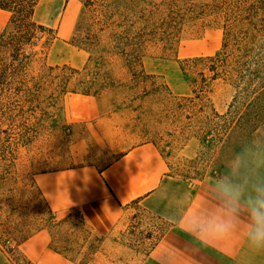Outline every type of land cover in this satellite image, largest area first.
<instances>
[{"label": "rangeland", "instance_id": "rangeland-1", "mask_svg": "<svg viewBox=\"0 0 264 264\" xmlns=\"http://www.w3.org/2000/svg\"><path fill=\"white\" fill-rule=\"evenodd\" d=\"M70 1L68 9L76 16L74 33L68 40L73 48L63 43L51 47L58 37V31L45 25L49 31H38L31 46L26 49L33 55L30 69L35 72L44 64L50 66L52 63L69 61L77 52L83 51L88 56V62L82 69V76L75 77L74 81L80 83L81 87L83 84L87 86L92 93L90 95L100 101L103 113H109L106 115V126L111 130L104 129L109 146L105 148L96 141L94 143L80 124L72 128V137L66 140L65 136L70 135L69 130L63 128L58 117L54 123L47 121L52 129L42 133L31 147L23 148L17 146L19 133L14 124L8 121L1 124L0 244L15 262L23 260L22 252L18 250L19 242L41 229H47L54 245L65 249L68 254L70 247L87 243L88 232L82 220L76 217L59 220L52 216L30 179L34 174L80 165L82 150L77 146L71 147L75 138L86 137L88 148L85 164L96 163L100 166L113 161L123 150L153 143L165 159L168 174L179 180L182 187L197 190L202 185H209L225 171L226 161L240 143L248 141L253 135L264 136V117L261 116V123L258 121L257 126L241 125L231 139L224 142L221 133L211 128L199 129V125L195 128L194 117L200 109V100L193 103L184 101L182 104L180 101L181 98L193 97V90L199 91V96L209 106L207 117L212 115L210 107L224 115L230 107H241L258 97L259 104L264 102V31L259 76L251 83L246 82L255 89L248 94L237 95L232 88L235 85L222 79L213 81L208 74V64L195 59L212 56L221 49V30H210L201 38L184 44L177 56H166L157 47H147L143 70L147 75L159 78H142L143 84L140 82V86L131 90L126 88L132 80L130 67L114 44L117 39L113 37V31L117 30L115 27L113 31L105 29L104 25L108 16L103 14L105 4L113 2ZM198 1L209 3L210 0ZM81 2L87 5L83 15ZM66 6L64 0H44L40 6H36L34 21L40 25L47 21L57 24ZM7 20V17L0 15V27L6 25ZM74 37L82 48L71 45ZM62 75L59 74L58 78H62ZM163 83L169 87V91H165ZM156 89L162 92L159 97L140 99L134 104L131 102L141 92ZM126 214L129 226L126 222L125 230L133 232V237H124L122 241L131 246L134 241L146 237L157 238L170 224L168 217L147 203L130 207ZM98 240L99 237H91V244L99 243ZM146 246L149 247L150 242ZM133 259L134 256L127 253V260L134 262Z\"/></svg>", "mask_w": 264, "mask_h": 264}, {"label": "trees", "instance_id": "trees-1", "mask_svg": "<svg viewBox=\"0 0 264 264\" xmlns=\"http://www.w3.org/2000/svg\"><path fill=\"white\" fill-rule=\"evenodd\" d=\"M107 1L102 0L103 3ZM110 1L113 4H105L103 11V14H108L104 25L105 29L112 31L116 28L117 31H113V37L117 39L115 47L130 67L132 80L126 88L135 90L140 82L143 84L142 78H159L147 75L143 70L147 47H157L166 56H177L184 44L201 38L210 30H221V49L212 56L195 58L196 61L208 64V74L213 81L222 79L234 84L232 88L237 95L255 90L246 82H253L261 67L264 0H210L209 3L198 0ZM38 2L0 0V15L8 19L6 25L0 27V128L7 121L14 124L19 133L17 146L23 148L31 147L42 133L52 129L48 120L54 123L60 117L63 128L70 133L78 124H69L66 120V97L70 94H92L87 86L83 84L81 87L74 81L75 77L82 76L83 70L68 65L52 67L44 64L37 71H31L33 55L26 49L38 31L48 30L34 21ZM81 3L83 15L87 5ZM113 19L115 21L109 23ZM71 45L82 48L75 37ZM59 74L63 77L58 78ZM163 84L165 91H169V87ZM193 92V97L181 98L180 101L181 104L184 101H201L194 117L195 128L197 125L199 129L211 128L221 133L224 142L230 140L241 125L257 126L261 116L264 117V102L258 103L260 97L245 102L241 107L232 106L224 115L210 107L212 115L207 117V102L201 99L199 91ZM161 93L157 89L145 90L131 102L159 97ZM143 104L139 106L145 107ZM234 112L235 116L232 115ZM71 137L70 133L65 139Z\"/></svg>", "mask_w": 264, "mask_h": 264}, {"label": "crops", "instance_id": "crops-1", "mask_svg": "<svg viewBox=\"0 0 264 264\" xmlns=\"http://www.w3.org/2000/svg\"><path fill=\"white\" fill-rule=\"evenodd\" d=\"M43 1L39 0L37 6ZM65 2L66 9L57 24L53 21L41 24L58 31L53 48L57 43L67 45L74 33L76 16L68 9L71 1ZM69 61L50 66L68 65L82 70L88 56L79 51ZM92 96L68 95L65 117L69 124H83L87 136L106 148L109 140L104 129L111 130L106 126L109 113H103L100 101ZM85 140L83 136L71 146L82 150L80 165L34 174L30 179L52 216L59 220L70 217L82 220L88 232L87 243L70 247L68 254L54 245L47 229H41L19 242L18 250L23 257L19 262H15L0 244V264H264V252H254L243 242L235 247H204L180 230L183 225L178 227L172 223L177 198L192 195L194 203L198 202L209 185L197 190L182 187L179 180L168 174L165 159L153 143L123 150L113 161L100 166L85 164L88 148ZM142 203L159 210L168 217L170 224L157 238L146 237L134 241L131 246L122 241L124 237H133V232L125 230L126 222L129 226L126 212ZM91 237H99V243L91 244ZM127 253L134 256V262L127 260Z\"/></svg>", "mask_w": 264, "mask_h": 264}, {"label": "clouds", "instance_id": "clouds-1", "mask_svg": "<svg viewBox=\"0 0 264 264\" xmlns=\"http://www.w3.org/2000/svg\"><path fill=\"white\" fill-rule=\"evenodd\" d=\"M182 195L174 203L172 223L204 247L243 242L264 252V136L240 143L225 171L210 182L202 199Z\"/></svg>", "mask_w": 264, "mask_h": 264}]
</instances>
